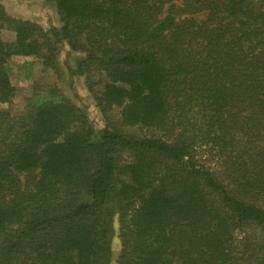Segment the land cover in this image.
<instances>
[{"label": "trees", "instance_id": "obj_1", "mask_svg": "<svg viewBox=\"0 0 264 264\" xmlns=\"http://www.w3.org/2000/svg\"><path fill=\"white\" fill-rule=\"evenodd\" d=\"M50 1L47 30L0 3V104L65 44L105 127L55 85L0 111V264H112L115 222L118 264H264V0Z\"/></svg>", "mask_w": 264, "mask_h": 264}, {"label": "rangeland", "instance_id": "obj_2", "mask_svg": "<svg viewBox=\"0 0 264 264\" xmlns=\"http://www.w3.org/2000/svg\"><path fill=\"white\" fill-rule=\"evenodd\" d=\"M0 3L3 4L6 12L10 16L32 21L44 30L60 25L56 9L53 2L50 0H0ZM11 38V33H3L4 40L9 41ZM59 48L57 59L60 69L55 71H43L41 62L35 58H27L25 60L22 57H15L9 61L7 67L10 73L11 83L15 88V95L10 103L0 104V111L6 110L11 115L21 113L27 98L31 96L32 89L36 85L43 87L55 85L75 105L84 109L88 122L95 132H99L105 127V124L100 113L94 107L92 98L86 89L84 79L76 77L72 81V88L69 86L70 80L66 68L67 62L70 61L71 64L72 60L81 58L82 55L76 54L73 57L67 58V47L65 44H61ZM58 72H62L63 75H59ZM118 112V110H114L110 114L111 124L115 126V129L117 128V130L125 135L135 137L149 136L151 134L145 129L125 128L115 123L119 118ZM123 159L125 162L131 161L130 156L127 154L123 155ZM114 230L117 234L116 222L114 223ZM116 234L112 240V264H118L117 259L120 250V243Z\"/></svg>", "mask_w": 264, "mask_h": 264}, {"label": "crops", "instance_id": "obj_3", "mask_svg": "<svg viewBox=\"0 0 264 264\" xmlns=\"http://www.w3.org/2000/svg\"><path fill=\"white\" fill-rule=\"evenodd\" d=\"M23 59H25V60H26L27 58H23Z\"/></svg>", "mask_w": 264, "mask_h": 264}]
</instances>
